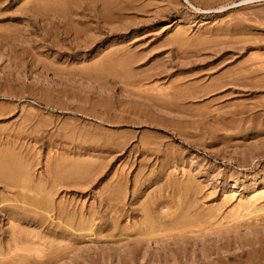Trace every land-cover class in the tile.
I'll list each match as a JSON object with an SVG mask.
<instances>
[{"label": "rangeland", "instance_id": "374dc122", "mask_svg": "<svg viewBox=\"0 0 264 264\" xmlns=\"http://www.w3.org/2000/svg\"><path fill=\"white\" fill-rule=\"evenodd\" d=\"M21 168L53 203L25 251ZM0 256L264 264V0H0Z\"/></svg>", "mask_w": 264, "mask_h": 264}, {"label": "bare ground", "instance_id": "6f19581e", "mask_svg": "<svg viewBox=\"0 0 264 264\" xmlns=\"http://www.w3.org/2000/svg\"><path fill=\"white\" fill-rule=\"evenodd\" d=\"M56 6V5H55ZM107 16V15H106ZM108 21V20H107ZM119 54V53H118ZM118 57V56H117ZM120 60V59H119ZM123 61V60H122ZM121 61V62H122ZM109 62H110V60H109ZM115 62V61H114ZM122 65V64H121ZM120 68V67H119ZM126 69V68H125ZM128 74V73H127ZM130 74V73H129ZM130 81V80H129ZM132 84V83H131ZM25 159V158H24ZM17 169V168H16ZM19 169V168H18ZM13 172L12 173H14V170H12ZM17 171V170H16ZM126 172V171H125ZM17 173V172H16ZM20 173L21 174H18L17 176H18V179L20 180L19 182H18V185L17 186H20V188L23 190L22 192H19L18 193V195H17V197H18V199H11V209H9L10 210V212H9V215H8V217L9 218H11L10 220H11V227L9 228V235H10V240L8 239L7 241H6V244L7 245H10V244H12L15 248L17 247V248H19L20 250H22V248L23 247H21V245H24V244H33V243H35V238L36 239H39V240H41L42 239V236L40 235V232H39V227H38V229L36 228H34V230H28V228H23V227H21V226H19L22 222H25V221H27V220H29L30 219V215H29V212H36V211H41V213L43 212V213H45V214H48L51 210H52V207H53V203H52V199H51V195H50V193L49 192H47L46 191V189L45 188H43L44 187V184L42 183V182H38V183H34V185H29V184H33V180H32V178H30V174H29V172H28V170L26 169V168H21L20 169ZM16 175V174H15ZM16 177V176H15ZM14 178V177H13ZM186 178V177H185ZM14 180L16 181V179H13V180H11V181H13L14 182ZM15 184V183H14ZM13 183H12V185H14ZM20 184V185H19ZM14 187V186H13ZM18 188V187H17ZM36 191L37 192H39V195L36 193ZM46 191V192H45ZM262 191V190H261ZM234 194V193H233ZM231 196V195H230ZM259 198V197H258ZM7 200V199H6ZM229 200V199H228ZM252 200H253V197H252ZM252 200L250 201V202H252ZM247 201V200H246ZM245 202V201H244ZM248 202H249V199H248ZM249 202V203H250ZM249 203H247V205L249 204ZM238 204L241 206L242 204H243V199H241L240 198V200H238ZM251 205V204H250ZM177 206V205H176ZM179 206H181V205H178V207ZM246 207V206H245ZM180 208V207H179ZM178 208V209H179ZM188 208V207H187ZM247 208V207H246ZM175 209H177V208H175ZM261 209V208H260ZM54 210V209H53ZM181 210V209H180ZM179 210V211H180ZM258 210V209H257ZM60 211V210H59ZM214 211V210H213ZM176 212V211H175ZM255 212V211H254ZM147 213V212H146ZM148 213H149V211H148ZM191 213V212H190ZM190 213L188 212V215L190 216ZM38 214V213H37ZM174 214V213H173ZM178 214V213H177ZM182 214V213H181ZM32 215H34V214H32ZM36 215V214H35ZM147 215V214H146ZM174 215H176V214H174ZM38 216H40V215H38ZM61 216V215H60ZM80 216H82V214L80 215ZM177 216V215H176ZM192 216V215H191ZM214 216V215H213ZM41 217V216H40ZM40 217L38 218V219H40ZM43 217V216H42ZM41 217V218H42ZM67 217V216H66ZM172 217H173V215H172ZM175 217V216H174ZM179 217V216H178ZM203 217V216H202ZM202 217H200L201 218V220H202ZM206 217V216H205ZM226 217V216H225ZM35 218H36V216H35ZM57 218H60V217H58L57 216ZM68 218V219H67ZM66 219H65V221H63V225L65 226V229H66V227L67 228H71L72 227V217H67ZM143 218V217H142ZM148 218H149V216H148ZM152 218H154L153 216H152ZM180 218V217H179ZM178 218V219H179ZM182 218V217H181ZM190 218H192V217H190ZM194 218H195V216H194ZM193 218V219H194ZM37 219V218H36ZM38 219H37V221H38ZM208 219V218H207ZM256 219V218H255ZM9 220V221H10ZM93 220V219H92ZM112 220V219H111ZM142 220V219H141ZM177 220V219H176ZM184 220V219H183ZM209 220V219H208ZM41 221H42V219H41ZM79 221V220H78ZM152 221H153V219H152ZM151 220L150 221H144L143 223H144V225L146 226L145 228L147 229V223H151L152 222ZM198 221V220H197ZM240 221V220H239ZM90 222H91V219L90 218H85V219H83V216H82V218H80V222H79V224L77 225V230L78 231H80V232H83V231H86V230H89V231H91L92 232V226H93V224L91 223L90 224ZM199 222V221H198ZM37 223H39V222H37ZM78 223V222H77ZM177 223V222H176ZM182 223V222H181ZM189 223V222H188ZM226 223V222H225ZM41 224V223H40ZM221 224V223H220ZM38 225V224H37ZM134 225V224H133ZM150 225H152V223L150 224ZM191 225V224H190ZM243 225V224H242ZM183 226V225H182ZM187 226L188 225H186V227L184 226L183 228H187ZM139 228H140V226H138ZM181 227V226H180ZM189 227V226H188ZM191 227V226H190ZM193 227V226H192ZM199 227H201V226H199ZM237 227V226H236ZM194 228H195V226H194ZM63 229V228H62ZM143 229V228H142ZM137 230V229H136ZM141 230V229H140ZM139 230V231H140ZM179 229H177V231H178ZM161 231V230H160ZM159 231V232H160ZM164 231H166V230H164ZM181 231V230H180ZM42 232V231H41ZM155 232V231H154ZM196 232V231H195ZM200 232V231H199ZM8 233V232H7ZM90 233V232H89ZM138 233V235L141 233H139V232H137ZM172 233V232H171ZM171 233H169V234H171ZM176 233H178V232H176ZM180 233V232H179ZM178 233V234H179ZM181 233L183 234V233H185V231L184 232H182L181 231ZM179 234V235H182V234ZM197 233V232H196ZM195 233V234H196ZM52 234V233H51ZM92 234V233H91ZM155 234H157V233H153L152 231H146V233L144 232L143 234H141L140 236H142V238L144 237L145 239H150V238H152V237H154L155 239L154 240H156L155 241V243H157V242H159V240H157L156 238V236H155ZM168 234V235H169ZM43 235V234H42ZM48 235V234H47ZM135 235V234H134ZM162 235V234H161ZM51 236V235H50ZM158 236V235H157ZM147 237V238H146ZM160 237H162V236H160ZM159 237V238H160ZM54 238V237H53ZM52 238V239H53ZM55 238H57V237H55ZM64 238V237H63ZM142 238H140V240L137 238L136 240H139L140 242L141 241H143L142 240ZM143 238V239H144ZM30 239H31V241H30ZM61 239V238H60ZM59 239V240H60ZM134 239V238H133ZM144 239V240H145ZM58 240V239H57ZM122 240V239H121ZM135 240V241H136ZM37 241V240H36ZM63 241V240H62ZM140 242H136V245L138 244V243H140ZM4 243V242H3ZM44 243V242H43ZM61 244V243H60ZM59 244V245H60ZM66 244V243H65ZM41 246V245H40ZM47 246V245H46ZM69 246V245H68ZM16 248V249H17ZM31 248V247H30ZM44 248V247H43ZM15 249V250H16ZM18 249V250H19ZM32 249V248H31ZM62 249H64V248H62ZM36 250V249H35ZM17 251V250H16ZM23 251H25L24 250V248H23ZM36 251H38V250H36ZM40 251V250H39ZM44 251V250H43ZM128 251V250H127ZM132 251V250H131ZM134 251H136V250H134ZM41 252V251H40ZM133 252V251H132ZM132 252H131V254H132ZM137 252V251H136ZM39 253V252H38ZM135 253V252H134ZM193 253V252H192ZM127 254V253H126ZM72 255V254H71ZM131 256V255H130ZM1 257V256H0ZM135 257H137V255L136 254H134V255H132V260H135ZM25 258V257H24ZM126 258V257H125ZM129 259H130V257H129ZM21 260L22 261H24L22 258H21ZM131 259L129 260V261H131L130 263H132L133 261H132ZM141 260V259H140ZM136 261V260H135ZM228 261V260H227ZM220 263V262H219ZM222 263V262H221ZM223 264V263H222Z\"/></svg>", "mask_w": 264, "mask_h": 264}]
</instances>
